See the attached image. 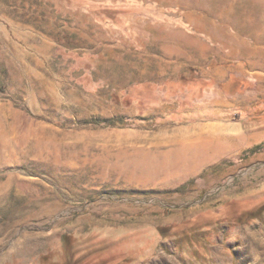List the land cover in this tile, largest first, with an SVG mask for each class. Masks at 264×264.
Here are the masks:
<instances>
[{
	"label": "rangeland",
	"instance_id": "rangeland-1",
	"mask_svg": "<svg viewBox=\"0 0 264 264\" xmlns=\"http://www.w3.org/2000/svg\"><path fill=\"white\" fill-rule=\"evenodd\" d=\"M261 202L264 0H0V264H264Z\"/></svg>",
	"mask_w": 264,
	"mask_h": 264
},
{
	"label": "trees",
	"instance_id": "trees-1",
	"mask_svg": "<svg viewBox=\"0 0 264 264\" xmlns=\"http://www.w3.org/2000/svg\"><path fill=\"white\" fill-rule=\"evenodd\" d=\"M263 205L264 202H261L256 208L253 207L251 209L243 211L238 215L237 220L242 221L245 217L254 215L257 213V211H262L264 209ZM62 243L64 251L63 261L61 263L52 262L47 264H79L82 257L79 255L78 244H76L75 238L72 235L66 233L62 237Z\"/></svg>",
	"mask_w": 264,
	"mask_h": 264
},
{
	"label": "crops",
	"instance_id": "crops-1",
	"mask_svg": "<svg viewBox=\"0 0 264 264\" xmlns=\"http://www.w3.org/2000/svg\"><path fill=\"white\" fill-rule=\"evenodd\" d=\"M197 1H198V4H200L201 6L202 0H197ZM201 19L202 17H200V20ZM208 27L209 29L213 28L212 25L207 26L202 23H199L198 21L195 24V29H199V30H207ZM238 28H240V34H242V36L247 34L251 38L256 39L257 44L261 45V14L259 16L249 15L247 16V18L246 16L243 15V17H240V20L238 19ZM259 138L261 139V135ZM260 142L261 140H259V142H256V143L254 142L253 145L260 143Z\"/></svg>",
	"mask_w": 264,
	"mask_h": 264
}]
</instances>
